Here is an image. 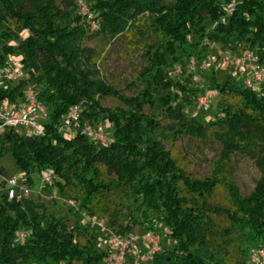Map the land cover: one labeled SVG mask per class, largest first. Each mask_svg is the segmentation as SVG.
Instances as JSON below:
<instances>
[{
  "label": "trees",
  "instance_id": "1",
  "mask_svg": "<svg viewBox=\"0 0 264 264\" xmlns=\"http://www.w3.org/2000/svg\"><path fill=\"white\" fill-rule=\"evenodd\" d=\"M58 1L0 0V27L7 17L14 20L0 29V67L14 55L24 71L16 80H0V103L15 107L31 89L47 112L42 137L16 129L2 134L0 157L10 152L29 185L35 172L50 170L57 197L73 201L77 211L106 218L113 234L131 235L137 225L161 237L166 230L171 244L138 264H257L250 251L264 246V85L257 91L242 78L215 82L218 112L203 121L193 114L203 88L192 74L176 78L169 71L191 57L202 60L210 42L223 51L250 50L263 66L264 0H90L95 28L75 14L77 0H60L63 9ZM229 3L234 9L227 14ZM22 31L28 32L24 38ZM126 33L139 39L144 62L138 75L146 86L134 96L107 84L97 65L101 52L83 46L87 36L106 46ZM161 92L165 126L144 110ZM105 97L122 106H101ZM76 104L81 121L111 129L105 145L79 132L68 139L58 131ZM183 104L190 109L182 110ZM209 131L220 150L210 174L195 178L163 140H202ZM238 154L260 170L248 194L240 192L229 169ZM219 186L227 190L228 208L211 200ZM53 206L49 213L43 203L0 193V264H109L100 232L90 223L69 228L57 200ZM17 231L25 233L23 242L16 240ZM123 264H134L132 257Z\"/></svg>",
  "mask_w": 264,
  "mask_h": 264
},
{
  "label": "rangeland",
  "instance_id": "2",
  "mask_svg": "<svg viewBox=\"0 0 264 264\" xmlns=\"http://www.w3.org/2000/svg\"><path fill=\"white\" fill-rule=\"evenodd\" d=\"M67 1V0H66ZM63 1H58V5L63 9ZM78 5L75 8V14H80L90 22L92 28L93 25L92 17L94 14L89 9L90 0H77ZM14 20L7 17V21L3 24L0 29H4L7 26H12ZM28 35L27 31L19 33L20 38H24ZM153 39L151 38V40ZM83 46L86 48H92L96 52H101V56L97 61L100 73L107 84L114 85L122 94L125 96H134L139 93L145 86L146 82L138 75L142 65L143 58L141 56L140 41L130 33L122 34L117 36L110 44L104 46L98 41L97 38L87 36L83 41ZM244 52L233 53L226 58L225 51L210 48L208 43V49L204 53L202 60L193 58V63H190L189 59L183 62L174 63L179 64L181 67V74H192L196 75L197 82H194L196 86H202L203 90H207L211 93V106L207 112H199V116L203 121H207L213 114L218 112L216 104L219 100V94L214 88L216 83H224L225 81H236L241 78V71H245L244 67H241V62ZM209 62L211 66L208 69L203 68V63ZM173 63H171L172 65ZM172 65V66H174ZM222 65V66H220ZM261 65V64H260ZM262 66V65H261ZM264 67V65L262 66ZM214 76L212 77V74ZM165 92H161L156 97V103L152 108L145 107V112L156 116L163 126L167 125L169 121L165 119L164 111L165 107L161 104L158 98L164 95ZM235 103L236 100L232 99ZM100 104L103 107L114 108L122 106L118 99L114 97H105L100 100ZM189 106L183 104L182 110L188 111ZM16 130L27 135V129L17 127ZM166 134H169L166 131ZM106 135H111V129L108 128ZM165 149L169 150L173 158L176 159L177 164L184 169L187 173L195 178H203L210 174L211 164L217 158L220 150V144L213 138L211 131L208 132L205 139H196L193 137H181L177 141H172L170 138L163 140ZM229 169L234 173L236 183L242 194H248L254 187L255 181L260 175L259 168L255 163L246 156L234 155L229 161ZM45 172H35L32 175V184L30 185L31 191L28 195V199L34 202H40L45 205L47 211L51 213L53 211L54 200H57V204L61 207L58 213L65 216L68 219V227L71 228L75 225L90 223L93 217L87 215L83 211H77L75 203L68 201L62 197H57L55 184H41V176ZM24 172L19 169L16 164L13 155L8 152L0 157V193L5 192V181L3 178L6 177H19L23 176ZM46 186V187H45ZM228 193L225 187H217L213 198V203L228 208L227 203ZM124 209L122 210V212ZM98 222L95 225H91L96 231L100 232V248L106 252H110L111 246L109 238L112 231L109 229L106 218H96ZM218 221L224 222L222 217H218ZM144 229L137 225L132 230L131 235L138 236L140 238ZM162 237L160 245H170V238L166 235V230H160ZM129 234V233H127ZM81 244L83 240H79ZM139 248L144 251L142 243L140 242Z\"/></svg>",
  "mask_w": 264,
  "mask_h": 264
},
{
  "label": "built area",
  "instance_id": "3",
  "mask_svg": "<svg viewBox=\"0 0 264 264\" xmlns=\"http://www.w3.org/2000/svg\"><path fill=\"white\" fill-rule=\"evenodd\" d=\"M234 9V3L225 5L227 14H230ZM217 22L210 24V29H214ZM210 48H217L215 42L209 43ZM244 60L241 62V67L245 68V71H241V78L246 87L253 90H259L264 85V67H262L254 53L250 50L243 51ZM226 58L231 54L230 50L225 51ZM190 63H193V58L189 59ZM211 66L209 62L203 63V68L208 69ZM222 66V65H220ZM169 75L179 78L181 75V67L179 64H175L169 71ZM24 76V71L18 60V56L9 55L7 64L0 67V80H16ZM193 82H197V77L194 74L192 76ZM202 88V86H198ZM212 95L207 90L201 92L194 103L193 114L199 112H207L211 106ZM47 118V112L45 106L39 102L31 89L25 92L24 101L18 103L15 107L8 104L6 100L0 103V136L9 129H16L22 127L23 130L27 129V135L33 137H42L44 135L43 121ZM58 131L66 138H72L77 132L90 138L91 140L99 142L101 145H105L108 141L105 127L102 123H91L88 121H81V107L79 104L73 105L69 110L65 120L58 126ZM21 133L22 130H20ZM24 134V133H23ZM43 172V171H42ZM45 174L41 176V184H49L52 180L50 170H44ZM5 181V193L7 198L22 200L27 198L31 188L27 183V177L24 174L19 177H6ZM98 222L95 217L90 221L91 225H95ZM25 239V233L22 231L16 232V240L23 242ZM161 236L158 233L146 231L141 234L140 238L135 235L121 236L111 234L109 243L111 250L107 256L109 264H123L126 256H131L134 264H138L139 261L150 260L153 254L160 250ZM142 243L143 250L139 248V243ZM252 261L257 264H264V246L251 249L250 251Z\"/></svg>",
  "mask_w": 264,
  "mask_h": 264
}]
</instances>
